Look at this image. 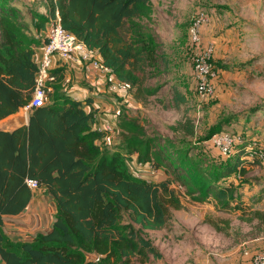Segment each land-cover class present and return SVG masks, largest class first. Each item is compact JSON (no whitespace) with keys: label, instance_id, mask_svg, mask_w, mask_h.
I'll return each mask as SVG.
<instances>
[{"label":"trees","instance_id":"obj_1","mask_svg":"<svg viewBox=\"0 0 264 264\" xmlns=\"http://www.w3.org/2000/svg\"><path fill=\"white\" fill-rule=\"evenodd\" d=\"M45 2L47 15L36 18L39 34H34L22 20L18 3L0 0V119L16 113L31 99L37 67L35 47L45 40L39 31L46 29L55 9L61 25L88 47L96 48L103 63L112 68L116 77L130 82L131 88L136 87L134 96L140 98L137 71L154 65L158 57L155 35L137 20L148 9L149 0ZM55 71L59 74V69ZM49 96L46 103L29 111L26 124L9 130L0 128L2 264H133L130 258L135 256L136 248L160 256L138 232L167 227L171 209L184 206L171 186L173 181L190 194L199 192L202 185L197 199L213 193L227 203L235 196L234 186L220 185L223 177L233 172L244 174L257 161L242 157L244 149L239 146L213 172H201L196 167H186L187 156L170 160L169 153L152 137L127 139V149L138 152L139 161H148L168 174L153 181L134 174L126 155L105 147L106 130L94 127L96 108L91 95L75 98L56 83ZM175 100L185 99L177 91ZM220 126L222 123L211 134L220 131ZM120 127L131 134L143 132L132 122H123ZM183 128L193 133L191 123H185ZM26 177L36 179L54 199V219L47 231L37 232L32 240H13L3 232L2 216L26 208L32 197ZM235 206L240 207L239 203ZM250 212L248 218L264 222V211ZM124 217L128 221L121 223ZM87 253H96L97 258H88ZM110 257L127 258L109 263Z\"/></svg>","mask_w":264,"mask_h":264},{"label":"rangeland","instance_id":"obj_2","mask_svg":"<svg viewBox=\"0 0 264 264\" xmlns=\"http://www.w3.org/2000/svg\"><path fill=\"white\" fill-rule=\"evenodd\" d=\"M14 1L19 5L22 20L34 34H39L36 18L47 15L45 0ZM175 3L183 10L173 11ZM197 9L207 15L202 38L214 43L210 59L213 91L207 96L201 95L194 76V49L189 39V26ZM137 20L155 35L158 57L154 65L137 71L140 98L134 96L136 87L99 95L103 104L101 113L112 116L106 148L126 155L134 174L159 181L168 174L148 161H139L138 152L127 149V139L152 137L169 153L170 160L187 156L186 167L207 173L231 156L210 143L211 131L219 123H222L220 131L239 132L248 140L255 137L264 146V0H149L148 9ZM151 89L154 90L149 93ZM177 91L184 101L176 102ZM19 113L25 112L20 109L14 114ZM123 122L134 123L142 134L127 132L120 127ZM185 123L192 124L193 133L183 128ZM252 164L244 174L233 172L223 177L220 185L234 186L235 196L227 203L216 199L213 193L197 199L202 194V185L199 192L190 194L173 181L171 186L184 206L171 209L167 227L138 232L154 245L160 256L136 248L131 262L255 264L246 253L264 250V222L248 217L253 209L264 211V162ZM35 190L43 196L40 187ZM237 203L240 207L235 206ZM25 212L29 215L28 210ZM127 219L124 217L121 223ZM132 225L138 227L136 223ZM124 258L127 257L120 259ZM120 259L107 260L116 263Z\"/></svg>","mask_w":264,"mask_h":264},{"label":"built area","instance_id":"obj_3","mask_svg":"<svg viewBox=\"0 0 264 264\" xmlns=\"http://www.w3.org/2000/svg\"><path fill=\"white\" fill-rule=\"evenodd\" d=\"M206 20L207 15L202 9L195 10L189 26V39L194 49L192 56L193 72L202 96H207L213 91L210 79L212 73L210 59L213 54L214 43L213 41H204L201 34V27ZM43 35L45 40L39 45V55L34 53L37 67L32 97L21 108L26 114L34 106L42 105L50 99L49 92L53 90V85L60 83L61 80L68 81L66 77L61 79L55 71L61 68L65 61L80 63L95 68L104 75H109L111 80L108 82V87L112 91L131 88L130 82L116 77L112 68L103 63L96 48L88 47L74 33L61 25L57 9L53 15L49 16ZM102 129L107 131V128ZM209 140L224 155H232L241 146L244 149L242 157L264 162V146L255 137L248 140L239 132L221 130L212 134ZM25 183L31 190L40 187L37 180L32 177H26ZM246 255L253 263L264 264V250L248 252ZM0 264H2L1 259Z\"/></svg>","mask_w":264,"mask_h":264},{"label":"crops","instance_id":"obj_4","mask_svg":"<svg viewBox=\"0 0 264 264\" xmlns=\"http://www.w3.org/2000/svg\"><path fill=\"white\" fill-rule=\"evenodd\" d=\"M175 5L177 6L176 3ZM181 10L180 7L177 6L173 11L179 12ZM203 27H201L202 30ZM42 33L44 34V31H42ZM35 53L39 55L40 46L35 47ZM59 76L61 79L64 77L68 78L66 82L61 80L60 84L71 96L75 98H84L88 95L92 96L93 105L96 108L94 127L99 129L107 128L105 135V139L107 140L110 135L108 122L111 120L112 116L109 114L106 116L105 113H101L103 104H101L99 97L101 94H111L112 92L108 87L109 79L107 75L102 74L95 68L73 61H65L63 66L59 68ZM86 108L89 109V106ZM13 115L14 114H11L0 119V128L12 129L13 124L11 118ZM40 189L43 190V196L40 194L41 191L32 190V197L23 211L17 214H3L2 229L11 239L30 241L37 232L47 231L51 227L56 209L55 201L50 194H44L45 188L43 186H40ZM45 201L50 203H45ZM50 206L51 208H49ZM26 210H28L29 215L34 216V219L28 214L25 215Z\"/></svg>","mask_w":264,"mask_h":264},{"label":"water","instance_id":"obj_5","mask_svg":"<svg viewBox=\"0 0 264 264\" xmlns=\"http://www.w3.org/2000/svg\"><path fill=\"white\" fill-rule=\"evenodd\" d=\"M11 122L13 124V128H17L19 126H22L28 122V115L26 113H19L14 114L11 118ZM88 258L96 259L97 254L96 253H87Z\"/></svg>","mask_w":264,"mask_h":264}]
</instances>
